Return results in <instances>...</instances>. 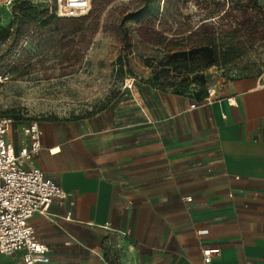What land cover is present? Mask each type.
<instances>
[{
  "label": "crops",
  "instance_id": "obj_1",
  "mask_svg": "<svg viewBox=\"0 0 264 264\" xmlns=\"http://www.w3.org/2000/svg\"><path fill=\"white\" fill-rule=\"evenodd\" d=\"M213 86L192 108L173 94L140 104L137 122L39 125L32 164L67 192L29 219L47 264H108L107 243L123 244L118 264H264V81ZM0 264H23L21 253Z\"/></svg>",
  "mask_w": 264,
  "mask_h": 264
},
{
  "label": "rangeland",
  "instance_id": "obj_2",
  "mask_svg": "<svg viewBox=\"0 0 264 264\" xmlns=\"http://www.w3.org/2000/svg\"><path fill=\"white\" fill-rule=\"evenodd\" d=\"M48 5L0 7V115L12 118L14 143L32 121L115 114L137 122L140 104L170 94L196 102L208 84L264 81V0H91L73 18ZM203 44L237 55L190 74L164 64Z\"/></svg>",
  "mask_w": 264,
  "mask_h": 264
},
{
  "label": "built area",
  "instance_id": "obj_3",
  "mask_svg": "<svg viewBox=\"0 0 264 264\" xmlns=\"http://www.w3.org/2000/svg\"><path fill=\"white\" fill-rule=\"evenodd\" d=\"M15 1L0 0V7L10 6ZM47 2L51 11L67 18L85 15L91 7V0ZM131 83H128V87ZM206 92L205 101H209L215 93L214 86L208 85ZM195 106L194 102L190 104L191 108ZM11 123L10 116L0 115V254L9 256L20 252L23 264H47L48 247L35 237L29 219L35 212H45L53 199L66 198L67 192L32 164L41 146L42 131L38 123L32 121L21 125L17 144L8 137ZM123 234L131 239L129 231ZM129 245L132 246V243L129 242ZM106 248L108 254H104L108 264H118L123 244L107 243ZM216 251V248H203L204 263L210 262L211 253Z\"/></svg>",
  "mask_w": 264,
  "mask_h": 264
},
{
  "label": "trees",
  "instance_id": "obj_4",
  "mask_svg": "<svg viewBox=\"0 0 264 264\" xmlns=\"http://www.w3.org/2000/svg\"><path fill=\"white\" fill-rule=\"evenodd\" d=\"M245 7H242V11ZM36 12V11H34ZM237 55L235 50L218 51L216 48L203 44L198 47L190 48L188 51L182 50L172 53L167 60L166 65H174L181 71L188 74L204 70L213 64H224ZM176 58L175 60H172ZM207 87V86H206ZM206 87L201 93L195 95L196 100L205 99L207 96Z\"/></svg>",
  "mask_w": 264,
  "mask_h": 264
}]
</instances>
